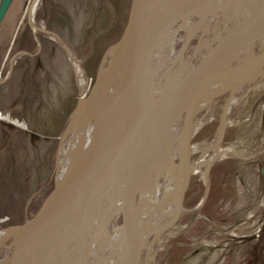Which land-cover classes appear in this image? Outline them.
<instances>
[{
    "label": "rangeland",
    "instance_id": "1",
    "mask_svg": "<svg viewBox=\"0 0 264 264\" xmlns=\"http://www.w3.org/2000/svg\"><path fill=\"white\" fill-rule=\"evenodd\" d=\"M30 1L12 0L0 22V232L30 217L52 189L57 148L81 102L79 77L89 89L104 53L122 34L130 6V0H38L28 24ZM194 46L165 61L163 78L193 56ZM228 95L211 101L210 120L191 145L213 141ZM227 120L220 146L233 153L190 175L185 211L159 236L152 264H264V76L247 83ZM181 125L182 118L175 127ZM208 153L193 154L187 163ZM177 161L176 154L169 166ZM204 194L202 205L190 210ZM114 219L119 226L117 212ZM10 242L2 249L9 251Z\"/></svg>",
    "mask_w": 264,
    "mask_h": 264
},
{
    "label": "water",
    "instance_id": "2",
    "mask_svg": "<svg viewBox=\"0 0 264 264\" xmlns=\"http://www.w3.org/2000/svg\"><path fill=\"white\" fill-rule=\"evenodd\" d=\"M37 1L31 0L29 3L28 24L32 22L31 16ZM148 1H130L122 34L109 48L115 51L129 45L125 80L116 89L97 98L92 110V133L84 160L61 180L54 182L53 188L31 217L10 227L0 236V243L13 238L6 264H22L23 257L33 258V264H75L80 261L85 255L83 248L86 233L91 227L90 222L94 221L85 209L84 199L90 202L102 189L103 194L110 189L117 194L116 212L121 221L118 261L121 264H139L147 239L140 234L134 223L132 206L144 183L164 164L166 158L171 157L170 129L182 117L180 133H184V142L177 161L179 183L193 135L192 119L197 113L198 102L205 96L207 82L219 73L229 57L235 55L236 59L241 58L251 53L260 42L263 43L259 54L250 70L239 78V83L247 81L262 68L264 0H228L211 12L227 13L220 30L210 41L211 45L192 63L200 44L202 45V32L196 40L193 56L180 61L175 75L160 90L152 103V109H148L143 79L152 50L174 27L176 29L177 25L197 16L195 25L186 33L181 45L180 54L184 53L215 0H168L167 3L155 0L152 5ZM11 2L12 0H0V22ZM253 3H257V10L252 7ZM147 8L150 14L157 13L150 27L146 21L149 14ZM115 65L110 61L109 72L114 70ZM99 83L98 72L87 99L92 97ZM128 98L133 100L132 117L121 134L116 139L109 140V135L119 121L123 103ZM112 113H115L113 121L104 124V115ZM125 162H128L127 170L121 177ZM188 178L189 176L186 184ZM183 192L176 202V216L168 226L173 225L183 211ZM98 229L108 237L104 226L99 225ZM79 230L81 233L77 236L76 232ZM67 245L69 246L66 247ZM78 246L81 252L76 260L71 259Z\"/></svg>",
    "mask_w": 264,
    "mask_h": 264
},
{
    "label": "bare ground",
    "instance_id": "3",
    "mask_svg": "<svg viewBox=\"0 0 264 264\" xmlns=\"http://www.w3.org/2000/svg\"><path fill=\"white\" fill-rule=\"evenodd\" d=\"M167 3L168 0H162ZM228 0H215L210 6L209 13L213 10L223 6ZM149 5L154 4L155 0H149ZM148 5V6H149ZM252 7L257 10V3H253ZM148 10V8H147ZM159 12V11H157ZM148 27L155 21L157 13L154 15L150 14L148 10ZM227 17V14L212 13L210 18L213 20V26L217 22V16ZM33 17V12L32 16ZM195 18L184 22L182 25H177L176 29H172L167 37L162 39L160 44L156 46L151 54L145 69L144 74V86L146 90V105L148 109H152V103L160 90L170 82L173 78L175 71L171 72L167 77L163 78V72L167 67L165 61L170 57L177 55L175 49L176 43L179 40V32L181 29L191 30L195 25ZM208 21V20H207ZM32 23V22H31ZM221 26L223 22L220 21ZM177 32V33H176ZM167 49L168 54L165 53ZM129 53V45L126 47L118 48L117 50L107 49L103 57V61L99 67L100 83L93 93L90 99H87L89 92L87 86V80L83 77H79V84L82 90L81 102L79 107L75 110L73 115L70 117L64 134L61 138L56 153V161L54 166V181L58 182L64 176L69 174L73 169L78 167L84 160L87 149L89 146L91 133H92V110L93 106L98 97L104 93L114 90L119 87L125 80V72L127 66V58ZM70 54V53H69ZM256 55L248 53L241 58L236 59L235 55H232L226 60V63L219 69V73L210 81L207 82L204 89L205 96L198 102L197 113L205 111V113L197 117L191 124L192 133L195 134L201 126L210 120V117H206L207 112L210 110L212 100L215 98L223 97L224 94L229 93L228 98L225 100L223 105V113L220 117V123L217 128L215 138L210 143H199L189 145L187 151V157L197 153H206L207 156H202L193 164L186 163L183 168V172L180 175L178 183V169L177 165H174V169L171 168L169 163H172V158L176 154L181 153L184 133L181 134L180 130L175 126L172 127L169 134L170 140V158L165 160L164 164L159 167L144 183L141 190L138 192L134 199L132 206V216L134 223L136 224L140 234L144 238L152 240L146 243L142 253L141 264H152L154 258L155 247L160 246L161 238L159 236L166 232L173 225H170L172 219L176 216V202L181 192H183L187 176L194 174L205 173L206 170L211 166L215 160L224 158L225 155L233 153L232 147H221V132L227 125V116L234 105H236L245 90L247 83L253 81L257 76H264V64L262 68L258 69L247 81L240 82L241 78L247 71L250 70L251 65L256 59ZM69 63L71 59H68ZM113 61L116 65L112 72H109V63ZM162 61V62H161ZM73 63V61H71ZM233 63L234 66L232 65ZM162 64V65H160ZM161 67V70H159ZM76 72V69H75ZM80 73V72H79ZM80 75V74H79ZM91 88V87H90ZM150 89V91H149ZM148 90V91H147ZM133 100L131 98L126 99L123 103V107L120 111L119 121L114 128V131L109 135V140L116 139L128 124L133 114ZM147 109V110H148ZM152 113V112H151ZM115 113L104 115V124H110L114 119ZM0 117H3L0 112ZM128 162H125L121 171V177L125 175L127 170ZM103 189L96 193L90 202L85 198V209L93 217L94 221L90 222L91 227L86 233L85 255L83 258L75 264H121L119 260V239H120V226L115 225L114 218L117 211V194L110 189L105 194L102 193ZM88 204V205H87ZM121 222V221H120ZM99 225L106 228L108 237L98 229ZM168 226V227H167ZM157 232L159 235L157 236ZM81 230L77 231L76 234L79 236ZM0 232V236H2ZM75 237H73L74 239ZM153 238L155 240L153 241ZM3 242L0 243V264H6L9 256L8 250L2 249ZM67 245L66 247H68ZM71 255V259L78 256L81 252L80 246ZM27 258V257H26ZM22 258V264H33V258L30 259ZM118 261V262H117Z\"/></svg>",
    "mask_w": 264,
    "mask_h": 264
},
{
    "label": "flooded vegetation",
    "instance_id": "4",
    "mask_svg": "<svg viewBox=\"0 0 264 264\" xmlns=\"http://www.w3.org/2000/svg\"><path fill=\"white\" fill-rule=\"evenodd\" d=\"M262 172V171H261ZM210 187V186H209ZM263 195H264V186H263ZM198 204V203H197ZM196 204V205H197ZM195 208L193 207L192 209L190 210H194ZM208 219V218H207ZM255 237H258V235H256ZM244 241H247L245 238L244 239H241L240 242H244Z\"/></svg>",
    "mask_w": 264,
    "mask_h": 264
}]
</instances>
